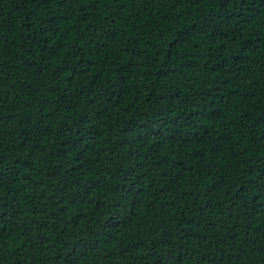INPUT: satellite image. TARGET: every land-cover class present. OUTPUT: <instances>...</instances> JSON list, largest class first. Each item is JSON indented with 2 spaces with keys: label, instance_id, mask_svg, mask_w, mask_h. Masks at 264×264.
I'll return each mask as SVG.
<instances>
[{
  "label": "trees",
  "instance_id": "16d2710c",
  "mask_svg": "<svg viewBox=\"0 0 264 264\" xmlns=\"http://www.w3.org/2000/svg\"><path fill=\"white\" fill-rule=\"evenodd\" d=\"M0 264H264V0H0Z\"/></svg>",
  "mask_w": 264,
  "mask_h": 264
}]
</instances>
